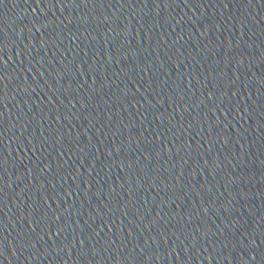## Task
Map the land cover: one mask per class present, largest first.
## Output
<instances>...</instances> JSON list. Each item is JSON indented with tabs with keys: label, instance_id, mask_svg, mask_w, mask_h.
Segmentation results:
<instances>
[{
	"label": "water",
	"instance_id": "1",
	"mask_svg": "<svg viewBox=\"0 0 264 264\" xmlns=\"http://www.w3.org/2000/svg\"><path fill=\"white\" fill-rule=\"evenodd\" d=\"M0 189V264H264V0H0Z\"/></svg>",
	"mask_w": 264,
	"mask_h": 264
},
{
	"label": "snow or ice",
	"instance_id": "2",
	"mask_svg": "<svg viewBox=\"0 0 264 264\" xmlns=\"http://www.w3.org/2000/svg\"><path fill=\"white\" fill-rule=\"evenodd\" d=\"M89 2H91V0H89ZM209 95H214V93H209ZM2 191H3V189H0V192H2ZM57 219H60V217L58 216ZM81 235H83V233H81ZM84 239H87V237H84ZM84 239H82V240L80 241L81 245H83V243H84ZM251 243H255V241L253 240ZM83 252H84V249L81 248V250H80V254H83ZM253 259H255V257H253Z\"/></svg>",
	"mask_w": 264,
	"mask_h": 264
}]
</instances>
